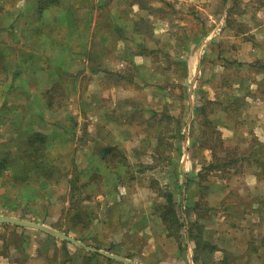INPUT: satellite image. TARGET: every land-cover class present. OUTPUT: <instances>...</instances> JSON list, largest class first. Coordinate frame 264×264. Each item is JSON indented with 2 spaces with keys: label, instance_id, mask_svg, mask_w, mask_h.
<instances>
[{
  "label": "rangeland",
  "instance_id": "rangeland-1",
  "mask_svg": "<svg viewBox=\"0 0 264 264\" xmlns=\"http://www.w3.org/2000/svg\"><path fill=\"white\" fill-rule=\"evenodd\" d=\"M40 7V0H0V20L21 19L14 37L0 44L17 54L0 56V101L12 100L5 107L7 121L26 113L34 118L30 124L9 123L25 141L20 149L0 150V165L27 147L34 132L47 134L60 190L47 198L39 174L31 173L18 191L5 170L0 214L68 228L67 234L88 244L114 247L109 224L115 228L123 219V205L136 191L144 195L139 206L155 212L153 218L134 214L137 227L158 229L163 249L191 248L194 255L190 230L198 234L197 225L207 230L201 262L216 264L217 242L230 248L233 264H264V188L255 185L264 182V57L254 53L264 50V0H57ZM106 52L114 57V69L125 63L120 73L107 72L118 75L109 74L106 83L100 72L82 75L86 66L100 68L99 54ZM76 54H83L74 69L78 74H70ZM60 61L64 75L57 72ZM24 64L27 91L20 92L18 69ZM37 96L41 105H30ZM212 161L218 167H209ZM213 181L231 186L217 205L206 199ZM168 192L175 196L179 223L164 236L158 220L173 207ZM85 205L91 218L80 210ZM92 218L93 231L104 223L107 235L100 242L88 237ZM27 238L40 241V232L0 227L1 245Z\"/></svg>",
  "mask_w": 264,
  "mask_h": 264
},
{
  "label": "crops",
  "instance_id": "crops-1",
  "mask_svg": "<svg viewBox=\"0 0 264 264\" xmlns=\"http://www.w3.org/2000/svg\"><path fill=\"white\" fill-rule=\"evenodd\" d=\"M76 7L79 8V5H77ZM89 9L90 8L85 7L83 11L86 12ZM20 21L21 19L16 20L15 22H13V20H8V21L7 20L4 21V19L0 20V44H3L4 40L10 41L14 37V33L12 31L14 30V28H16L19 25ZM25 22L26 20L23 21L22 23L24 24ZM84 35L86 36L87 34H84ZM120 38L121 37H118L116 39L121 40ZM6 46H9V45L6 44ZM4 50L0 49V56L5 59L6 58L14 59L17 55L16 54L13 57V54H12L13 48H11V51H9V49L8 51H4ZM2 51H4V53ZM84 53H87L86 55H87V58L89 59V52H84ZM254 53L259 57L261 56L264 57V50L262 49L254 48ZM83 54H80V55L76 54V56L74 57L77 60L72 61V62L70 61L69 69H68V72L70 74L74 73V69L78 66V62H79L78 58H80L81 55ZM59 55L61 54L59 53ZM99 55H100L99 60L101 63V65L99 66L100 68L94 67V66L92 67L86 66L85 72L82 75H85V74L96 75L97 73L100 72L99 75H100L101 82L103 80V82L106 83V80L109 79L110 75H118V74L107 73V72L109 70H113L116 73L118 72L120 73L119 67L121 65H125V63L118 62L117 67L119 69L118 68L114 69L112 66H110V64H113V60H114L113 56H110V55L108 56L107 52L105 53L104 56L102 53H100ZM120 55L121 53L117 54V57H119ZM53 57H55V53ZM142 59H143L142 61H146V62L149 60L148 56H143ZM87 63H89L88 60H87ZM28 68H29V65L24 64V67H20L18 69L21 74L19 77H21V79L23 80L22 86L20 87V90H19L20 92L27 91V89L25 88L26 86L25 71ZM56 68L58 69L57 72L59 75L66 74L64 70H62L64 69V66L61 65V61L57 63ZM74 74H78V73L75 72ZM105 75L107 76L105 77ZM72 79L74 83L75 79L74 78ZM73 88L74 90L77 89L76 87L71 86V90H73ZM1 89L3 91L4 87H1ZM10 101L12 100L9 98H6L4 100L2 98L0 101V150H3V151H5V148L9 151L20 149L21 145L25 141V138H23V135H22L23 132L19 131L16 135H14L13 132H11L10 127L13 124V122L18 123V122H21L22 119H25L26 120L25 122L30 124L31 122L34 121V118L30 117V115L27 113L25 115L21 114V115H15L11 117L9 116L11 121L10 122L7 121L5 107L9 105ZM32 102L33 103H30V105H34L36 107H39V105H41L42 103V101L38 102V96L36 99H32ZM36 113H38L37 110H36ZM9 123H11V125L8 128ZM21 139H23L22 143H21ZM214 181L211 185V190L207 194V198H206L211 205H217L221 202H224L228 198L229 192L231 189L230 188L231 186H228V184L226 183L223 184V183H220L219 181L217 182H214ZM250 183H252V181ZM59 185H60V182L59 183L54 182L50 186L43 189L42 192L47 198H49L51 197L52 194L56 195V193L59 192L60 190ZM255 185H259L262 188H264L263 180L261 181L257 180ZM150 192L154 193L151 190ZM262 192L264 193V190H262ZM140 193L134 191L131 198L126 203H124L123 208H122L124 211L123 219L121 221L117 220L116 222H114L115 228H111L113 225L109 224V227H108L109 230L107 231V233H108V236L113 241L114 247L104 246L98 243H95L94 247L104 250L106 252L121 255L125 258H129V259H132L134 261H137L143 264H205L201 262L200 260H196V261L194 260V257H193L194 255L192 254L191 248H189L186 252L180 250L179 248L176 250V252H173L167 249V245H164L163 246L164 249H163L162 246L160 245L162 244V242H160L159 244L156 238V235H157L156 232L158 233V229L156 230V228H153L152 226H142V225H139V227H137L138 226L136 224L137 219L133 217L134 214L139 213L140 215H143L146 218H153L154 213H155L154 210L152 209L153 208L152 206H149L148 208H146V206H139L140 200L144 196L142 193L141 195H138ZM126 207L128 209V212H126ZM129 215L133 218H129ZM154 219L158 220V218H154ZM93 220L94 219L92 218L90 222V225H92V232L88 234V237L93 238V240H97L96 239L97 237L98 238L97 241L100 242V240L103 239V237L107 235V234L106 235L103 234V232L105 231L103 227L104 223L99 222L98 227L96 228V231H93V226H94ZM160 221L163 225V230H159L160 233H163L164 236L169 235L170 232L168 228L166 227V224L164 223L162 217H160V220H158V223H160ZM0 227H3L4 229L5 228L16 229V232H20V233L24 229L37 230V229L17 226V225H13L9 223H0ZM148 227L151 229L150 232L147 229ZM37 231L40 232V241L37 240L36 242H29V239L27 238L25 241L18 242V243L10 242L7 245L0 244V264H130L124 260L110 258L99 252H93L87 249L86 247L80 246L74 242H69V241L65 242L66 240L57 238L41 230H37ZM202 232L205 235L207 233V230L206 231L203 230ZM45 240L51 241V242H44ZM140 240L141 242H144V244H146L144 248H141L140 244L137 243ZM210 242L213 243L212 240H210ZM171 243H172V238H169V245ZM216 243L212 244L214 246L213 250H214V255L216 256L215 257L216 264L219 261L221 262L225 261V258L228 259V264H233L232 259L230 258V255H229L231 252H228V249L230 248L220 247L218 244L217 246ZM88 245H91V244H88ZM128 245H133L135 247V250H131V248L127 249ZM51 247H52V250L50 249ZM3 248H4V252H2ZM142 255L145 257H143ZM174 259H175V263H174Z\"/></svg>",
  "mask_w": 264,
  "mask_h": 264
},
{
  "label": "trees",
  "instance_id": "trees-1",
  "mask_svg": "<svg viewBox=\"0 0 264 264\" xmlns=\"http://www.w3.org/2000/svg\"><path fill=\"white\" fill-rule=\"evenodd\" d=\"M57 0H40V8L41 10L44 8H47L48 6L53 5ZM49 137L41 132H34V135L31 137L27 147H24V149L14 158L5 159L3 160L6 164L4 168L2 169V165H0V174H3L5 170L8 171L6 174V178H8L14 186L20 190V188L24 185L26 186L28 183V176L31 173H38L37 181L40 183V189H45L46 187L50 186L52 183L60 182V178L56 176L57 169L52 164V159L49 154V143L48 140ZM217 152H213V156H216ZM264 162V160H263ZM216 162L212 161L209 164V167H218L216 166ZM221 165V164H219ZM31 177V176H30ZM69 186H68V194L69 197L73 200V197L75 196L76 190H75V184L72 180H69ZM166 198L168 199V202L173 205V207L168 208L164 212L160 213V216L162 217L164 223L166 224V227L168 228L169 232L172 234L173 231H176L174 227L175 224L179 223V218L177 211L175 209V200H174V194L173 192L165 193ZM80 203V201H79ZM69 207L68 210H71L72 207V201H69ZM65 207V206H64ZM67 207V206H66ZM82 213L88 218L89 212L87 210V206H83L80 208ZM79 218V214H78ZM91 218V217H90ZM86 220V218H84ZM80 221H83L82 218ZM60 225H62L60 223ZM59 226V224L57 225ZM69 228H74V226H69ZM197 233L193 235V227H191L190 235L192 239H195V248H194V260L199 259V249H201V244L204 243V245H207L208 242L203 236V229L200 230V228L196 227ZM60 229H62L60 227ZM66 233H69L68 228L62 229ZM200 230V231H199ZM196 235V236H195ZM67 242V241H65ZM225 260H227L225 258Z\"/></svg>",
  "mask_w": 264,
  "mask_h": 264
},
{
  "label": "water",
  "instance_id": "water-1",
  "mask_svg": "<svg viewBox=\"0 0 264 264\" xmlns=\"http://www.w3.org/2000/svg\"><path fill=\"white\" fill-rule=\"evenodd\" d=\"M0 223H9V224L17 225V226L41 230V231L46 232V233H48L52 236H55L57 238H61L63 240L69 241V242H74L80 246L86 247L87 249H89L93 252H99V253L107 256V257L119 259V260H124L130 264H143V263L134 261L132 259L125 258L121 255L106 252V251L98 249L94 246L88 245L85 242L77 239L76 237H74L70 234H67L63 231H60L57 228H54V227L47 225V224H44V223H39V222H35L32 220H28V219H24V218H20V217H16V216H11V215H4V214H0Z\"/></svg>",
  "mask_w": 264,
  "mask_h": 264
}]
</instances>
